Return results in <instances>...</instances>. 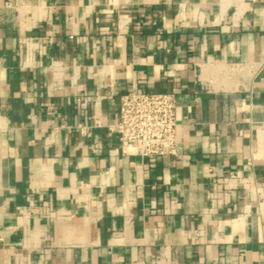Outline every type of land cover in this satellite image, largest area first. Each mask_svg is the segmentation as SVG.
Wrapping results in <instances>:
<instances>
[{
	"label": "crops",
	"instance_id": "0c3cea01",
	"mask_svg": "<svg viewBox=\"0 0 264 264\" xmlns=\"http://www.w3.org/2000/svg\"><path fill=\"white\" fill-rule=\"evenodd\" d=\"M130 91L174 156L121 153ZM0 264H264V0H0Z\"/></svg>",
	"mask_w": 264,
	"mask_h": 264
},
{
	"label": "built area",
	"instance_id": "2783aa9c",
	"mask_svg": "<svg viewBox=\"0 0 264 264\" xmlns=\"http://www.w3.org/2000/svg\"><path fill=\"white\" fill-rule=\"evenodd\" d=\"M89 99H83L85 108ZM177 101L174 92L148 94L130 91L120 98L119 117L109 130L117 136L124 155L141 158L168 157L176 154ZM96 127L101 126L95 120Z\"/></svg>",
	"mask_w": 264,
	"mask_h": 264
}]
</instances>
